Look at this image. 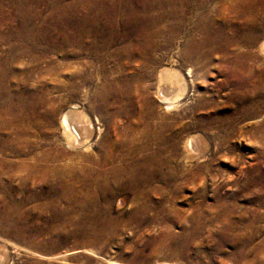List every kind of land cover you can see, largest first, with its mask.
Wrapping results in <instances>:
<instances>
[{
	"label": "rangeland",
	"instance_id": "obj_1",
	"mask_svg": "<svg viewBox=\"0 0 264 264\" xmlns=\"http://www.w3.org/2000/svg\"><path fill=\"white\" fill-rule=\"evenodd\" d=\"M148 1L0 0V158L9 162L0 166V264H264V55L256 49L264 39V0H188L194 22L199 15L217 17L223 11L229 29L241 26L252 43L235 31L236 41L208 50L195 87L170 110L162 109L154 76L161 65L184 72L175 50L158 52L146 83L139 77L137 56L118 50L134 38L132 15L144 13ZM72 3L78 5L72 10L96 23L100 35L87 38L91 48L74 59L83 62L87 99L78 90L70 94L66 83L70 47L64 28ZM183 14L180 43L190 32L185 20L190 13ZM106 31L115 33L92 57ZM27 47L31 53L24 51ZM34 54L40 56L37 63ZM101 65L111 79L130 78L124 97L128 109L114 111L111 95L103 108L93 99L104 79ZM142 86L164 116L159 133L166 140L157 138L148 146L146 152L162 151L150 165L135 155L145 166L130 178L111 167L134 159L129 139L142 138L143 120L135 122L142 111L137 98ZM37 95L47 104L36 107ZM18 98L26 101L24 107H17ZM73 101L92 121L98 118L93 122L97 137L86 139V147L66 146L60 132L59 115ZM49 106L54 116H46ZM19 111L25 123L16 120ZM214 116L224 117L222 127L205 121ZM187 134L204 142L206 157L183 159ZM112 140L116 147L108 145ZM62 148L67 153L57 154ZM107 151L114 157L97 173L89 159ZM40 153L49 155L39 161L40 169L18 168ZM164 155L170 157L165 163ZM42 166L60 169L42 176Z\"/></svg>",
	"mask_w": 264,
	"mask_h": 264
},
{
	"label": "bare ground",
	"instance_id": "obj_2",
	"mask_svg": "<svg viewBox=\"0 0 264 264\" xmlns=\"http://www.w3.org/2000/svg\"><path fill=\"white\" fill-rule=\"evenodd\" d=\"M164 3H165V1L164 2L159 1L158 3H156V2L150 0V1H148V5H146V7H145L146 11L144 13L141 11L133 13L131 23H130V27L132 26V28H134L133 29L134 38L131 41H129L127 44L125 43L126 45L121 46L118 50H119L120 54H126L127 56L128 55L137 56L134 58H138L137 61H139V63L142 64V69L138 70V72H139L138 74H139V77L145 81V83L148 82L149 78H152L153 68L159 62V59L157 58L158 52L161 51V52L166 53L167 52L166 49L175 50V52L178 56V59L182 60L184 65H185L184 72H182L179 68H177L173 65H170V66L161 65L157 69L156 74L154 76L155 77V91L157 94V98L161 102L162 109H169L173 105L175 106V103L178 100L183 99L186 96V94L188 92V88H194L195 87L197 78L200 76V71L202 70L200 68H203V66L207 63V59H206L208 56L207 53H210V51L207 52L208 50L215 48L217 45H220L221 43H223L225 45L227 43V45H228V43L230 41H232V40L236 41L238 39V37H240V36L241 37L239 39H244L247 42L249 41V43H252V38H251V36H249V37L243 36L244 34L241 33V26L238 27L237 30H235V31H237L238 34H240V36L237 37L235 35L236 32L230 30L231 29L229 27L230 19H228L226 17V15L223 13V11H220V12L218 11L217 17L216 16H207V14L199 15L198 20L196 22H194L193 21V16H194L193 10H192V8L189 7L188 0H168L165 4ZM70 5L71 4H68L67 6H65V9ZM198 5L201 7V3L200 4L198 3ZM77 6L78 5L76 3H74V4L72 3V7L67 11L68 12L67 15H65L66 26L64 28V40H65L66 44L70 47L68 49V51L65 52V57L67 58V62L65 64V73L67 76V82L66 83H67V88H68V91L70 94H72L74 91L78 90L80 93V96L83 99H87L88 95H89V90H88L87 86L85 85L86 84L85 83V75H84L83 69H82L83 68L82 67L83 62L79 61V60L76 61L74 59L78 58L80 56V54H82V53H87V51H88L87 48H89V47H87V43H86L87 38H92V37H95L97 35V39L98 38L100 39V35L98 34V32L96 30V23L93 20H92V22H90L85 16H80V15H78V13H76V11L72 10L73 8H75ZM226 6H225V8H226ZM229 7H230V5H229ZM156 8H158V10H155ZM184 10H186V11H188V13H190L185 18L186 22H188L190 24V32L188 33V35L186 34L187 36H185L183 38V42L180 43L179 40L182 38V35L180 34L179 28H180V24H182V22L184 21V19H183V15H184L183 11ZM218 10H219V8H218ZM233 21H235V20H231V22H233ZM87 24H88V27H85V25H87ZM186 25L187 24H185V26ZM107 26L108 25H106L105 27H107ZM228 31H231L232 34H230V35L227 34ZM114 33H115L114 31H106L105 32V34L107 35V36H105L106 39H104V41L101 43L96 42L93 50L90 52L91 53L90 55H92V57L97 58L99 50L104 46L103 43L104 42L107 43L109 40H111ZM247 42H245V43H247ZM27 48L24 51L27 53H31V50L29 48L28 49ZM256 49L259 53L264 55V39L256 46ZM32 57L35 60V62L37 63L40 56L38 54H34V55H32ZM221 60H224V59H221ZM96 61H97V59H96ZM100 61H102V60L100 59ZM210 63H211V60H210ZM76 64H81V65L77 66ZM103 65H104V63H103ZM103 65H101L98 69L100 70V73L103 74L104 79H103L102 83L100 82L101 85L96 86V89L93 90L94 91L93 92V99L97 100L98 103L101 104V107H102V105H105L107 107L108 103H109L107 101V97H109L108 95H111L112 98L114 99V102H115V104L113 105L114 111H119V110H123V109L126 110V108L128 109V106L130 104H129V102H127L128 99H127V101H125L124 97L128 93V80L130 78L127 77V78H129L127 80L126 78H122L120 76L116 79H111V77L107 76V74H108L107 70L104 69ZM105 67H107V66H105ZM134 74H136V73H134ZM122 75H124V74H122ZM92 76L96 77V75H92ZM139 77H137V78H139ZM132 79H133V77L131 75V80ZM135 81H133V82H135ZM139 82H142V81H139ZM134 84H136V86H137V83H134ZM146 86L148 87V84H146ZM144 87L145 86H142V88H141L142 92L139 95V97H137L142 102V105L141 104L138 105V106H140L142 111H140L138 113V117H137L138 119H136V121H135V122H137L138 120H143L142 128H141L142 138H138L137 137L138 135H137V136H133L131 139H129L130 140L129 145L132 148V151H133L132 156H134L133 157L134 159L129 164H119L117 166L111 167V171L114 174L115 173H124V174L126 173L130 178H134V177L137 178L139 171H140V168L143 165L142 163H139L141 161L138 162V159L135 158V155L138 154L139 155L138 158L139 159L142 158L143 161L145 162V163L143 162L144 164L150 165L152 163V161H154L152 158L157 157L159 155L162 156V151L161 152H160V150L155 151V149H154V152H151V153L146 152L149 148L148 146H151L150 144L154 139L161 138V140H163V141L166 140V138L160 136V133H159L160 130L165 126V123L163 122L164 116L162 115V113L159 109V106H155L154 100L149 96V94L146 93L145 90H143ZM129 91H131V90H129ZM135 91H137V87H136ZM127 97H128V95H127ZM18 99H20V98H18ZM35 99H34V101L36 102V107L39 105L41 107V105L47 104V102H45L43 97L40 95H37L35 97ZM129 100H131V98ZM134 100H135V98H134ZM85 101L83 103H85ZM96 102H95V104H96ZM137 102H139V101L137 100ZM25 103H26V101H24V99L21 98L18 102V106L17 105L16 106L17 107H19V106L24 107ZM34 103H33V107L35 106ZM91 104H92V102L90 103V105ZM9 108H13V106H11V107L9 106ZM98 108H100V106ZM80 110L77 108L76 102L73 101L64 110H62V112L59 115V126H60V132H61L62 138L64 140L65 145L72 147V148L73 147L77 148L79 146H83V147L89 146V143H85V140L87 139V141H88V139L91 136H93L92 139H94V138L96 139V137H97V134L93 130L94 129L93 122L98 123L97 116L93 114L94 115L93 116L94 121H92V119L90 117H88L86 114H84L83 111H82L83 112L82 113ZM3 112H4V109L0 110V121H4V119H2ZM22 113H23V111H21L20 114H15V118H16V120L18 119L17 121H19L20 123H25V121L27 120V117H25L24 116L25 114L23 115ZM45 114L47 117L48 116H54V109L50 108V106H49V110L46 111ZM44 121H45V119H44ZM102 121H103V118H102ZM205 121L210 123V124L211 123H217L219 125V127H222L223 123H224V117L223 116H219V117L214 116V117H211L208 119L206 118ZM37 122H38L37 120H34L33 124L36 125ZM40 125H42V124H40ZM96 128L98 131H100V129H98L97 126H96ZM143 137H145L144 140H143ZM4 141H6V140H4ZM198 141L199 140L197 138H195L194 135H188L187 134L185 136L184 141H183V143H184L183 144V149H184L183 159L188 160L189 158H196V160H197V158H202V157L204 158L205 153L207 151V150H205L206 149L205 144H204V142H201V140L199 142ZM108 145L111 147L117 146V144L114 140L109 141ZM108 145H106L107 146L106 148H108ZM111 150H113V149H111ZM66 153L67 152L63 148L57 152V154H59V155L60 154H66ZM104 153H105L104 156L100 155L97 157L96 156L91 157L89 159L91 166H96L95 168L98 170L97 173L99 171H101V173H103L105 170L104 169L102 170L101 166L103 164H106L107 162H109L114 157L111 154V152L107 151ZM78 155L80 157L86 156V155L80 154V153ZM48 156H49L48 154H44V153L37 154V156L33 157L34 160L33 161L31 160L32 162H30V163L25 162V161L20 162V164L18 165L19 166L18 168L22 172L33 173L35 169H37V168L40 169L39 161L42 162ZM91 156H93V155H91ZM85 159L86 158H84V160ZM53 160H55V159H53ZM169 160H170V157L167 155H164V157H163L164 163L166 161H169ZM7 162L8 161L5 160V158H0V166L6 165ZM8 164H9V162H8ZM144 166H142V168H144ZM59 169H60V167H58V166H54V167H52V166L43 167L42 166L40 175L44 176L48 173L55 172ZM97 176H98V174H97ZM144 176H146V175H144ZM139 179H140V177H139ZM144 180H146V179H144ZM132 182L133 181H131L130 183H132ZM135 183L137 184V182H135Z\"/></svg>",
	"mask_w": 264,
	"mask_h": 264
}]
</instances>
